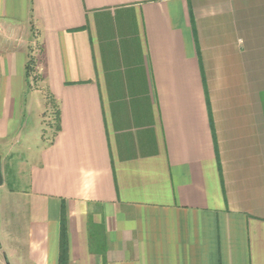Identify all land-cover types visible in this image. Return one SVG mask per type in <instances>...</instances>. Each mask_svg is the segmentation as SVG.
Listing matches in <instances>:
<instances>
[{"label":"crops","instance_id":"0c3cea01","mask_svg":"<svg viewBox=\"0 0 264 264\" xmlns=\"http://www.w3.org/2000/svg\"><path fill=\"white\" fill-rule=\"evenodd\" d=\"M43 94L0 264H264V0H0V140Z\"/></svg>","mask_w":264,"mask_h":264},{"label":"rangeland","instance_id":"374dc122","mask_svg":"<svg viewBox=\"0 0 264 264\" xmlns=\"http://www.w3.org/2000/svg\"><path fill=\"white\" fill-rule=\"evenodd\" d=\"M33 53V52H32ZM29 58L35 63L36 56L33 54ZM29 79V89L31 91H43L41 79L35 68ZM41 96L35 95L29 105V114L24 115L21 135L18 139L0 140V156L3 159V185L0 187V260L5 258L6 252V225L8 222H15L22 219L23 213L20 207L23 204L21 191L28 188V179H22L16 173L12 174L8 170L9 165H18V160L22 157L24 160L33 161L42 145H48L52 139L55 127L56 107L51 101L47 100V94ZM33 102V103H32ZM10 163V164H9ZM13 191V192H12ZM17 209V210H16ZM18 211V212H17Z\"/></svg>","mask_w":264,"mask_h":264},{"label":"trees","instance_id":"16d2710c","mask_svg":"<svg viewBox=\"0 0 264 264\" xmlns=\"http://www.w3.org/2000/svg\"><path fill=\"white\" fill-rule=\"evenodd\" d=\"M33 60L30 59L26 65V72H25V77H26V82H27V88L29 89V79L32 74L33 70ZM47 100L51 101L56 107L55 111V127L53 131V136L51 139H54L56 134L60 130V125H59V109L58 106L55 104L53 101L52 97L47 94ZM58 264H68V250H67V238H66V230H65V221L64 217L61 219V227H60V239H59V259H58Z\"/></svg>","mask_w":264,"mask_h":264},{"label":"water","instance_id":"95a60500","mask_svg":"<svg viewBox=\"0 0 264 264\" xmlns=\"http://www.w3.org/2000/svg\"><path fill=\"white\" fill-rule=\"evenodd\" d=\"M3 185V177L1 173V157H0V187Z\"/></svg>","mask_w":264,"mask_h":264}]
</instances>
